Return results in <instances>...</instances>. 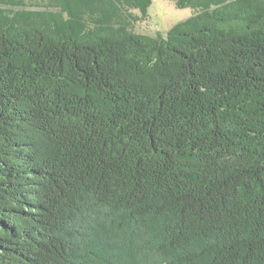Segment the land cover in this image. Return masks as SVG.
<instances>
[{"label":"trees","instance_id":"trees-1","mask_svg":"<svg viewBox=\"0 0 264 264\" xmlns=\"http://www.w3.org/2000/svg\"><path fill=\"white\" fill-rule=\"evenodd\" d=\"M77 1L0 19V264H264V0Z\"/></svg>","mask_w":264,"mask_h":264},{"label":"rangeland","instance_id":"rangeland-1","mask_svg":"<svg viewBox=\"0 0 264 264\" xmlns=\"http://www.w3.org/2000/svg\"><path fill=\"white\" fill-rule=\"evenodd\" d=\"M66 1L0 0V19L6 16L11 22L17 23L21 22L23 11H39L40 13L45 12L48 24L59 27L69 18L65 8L68 4ZM76 5L79 8L80 16L86 19L84 21V31L93 29L96 26H114L126 27L134 32L150 35L156 33L165 35L174 23L189 17L195 12L191 7H177L175 0H151L145 14H142L141 10L133 5L132 0H120V2L117 0H101L100 2H90V5L79 0ZM117 7L120 12L116 11ZM106 8H109L111 13L112 8L119 13L117 16L111 15L106 19H102L104 15H110L107 14ZM74 9L76 10V8ZM101 10H104L103 14H101ZM38 16H44V14H38ZM95 20H101L102 22L96 23Z\"/></svg>","mask_w":264,"mask_h":264}]
</instances>
